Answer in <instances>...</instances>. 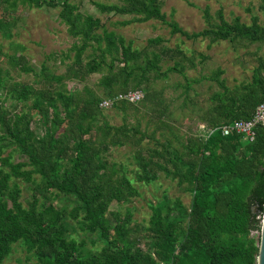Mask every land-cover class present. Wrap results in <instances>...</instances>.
Masks as SVG:
<instances>
[{
    "label": "trees",
    "instance_id": "obj_1",
    "mask_svg": "<svg viewBox=\"0 0 264 264\" xmlns=\"http://www.w3.org/2000/svg\"><path fill=\"white\" fill-rule=\"evenodd\" d=\"M11 1L0 0V5ZM22 2L60 7L58 15L69 34L80 40L70 47L75 56L68 67L70 77L78 79L105 69L98 80L105 97L130 88L142 90L143 100L159 101L160 91L150 85L167 74L161 70L159 52L135 48L114 31H97L99 17L82 14L71 0ZM94 4L104 12L134 13L137 20L161 19L173 33L190 38L264 41V23H259L257 15L250 22L238 17L230 21L219 11L218 21L213 22L205 9L207 26L187 32L175 20L166 19L158 0ZM0 35H11L10 22L4 17H0ZM160 41V36L148 39L149 43ZM88 47L96 52L81 63ZM7 57L20 69L33 70L23 54ZM167 70L183 72L176 64ZM35 73L49 86L32 90L0 66V264L16 242L32 251V264H256L258 237L251 232H259L264 205V126L255 127L252 140L234 131L222 134L220 126L251 117L264 99V57L253 67L249 81L233 87L221 76L222 67L210 72L208 78L218 89L209 96L210 104L202 115L206 129L199 137L187 136L181 149L169 141L160 142V149L140 145L149 134L139 123L97 124L102 96L88 86L71 93L64 84L61 87L62 76L51 74L45 63ZM184 78L187 90L191 80ZM54 81L60 82V89L49 88ZM113 104L121 110L135 107L125 100ZM32 113L37 117L35 124ZM37 126L41 133H36ZM126 137L137 145L134 176L149 182L162 170L191 194L187 207L167 194L150 203L144 233L137 236H132L129 215L121 216L112 208L139 194L125 167L107 157L110 145H120ZM14 152L22 159L14 160ZM13 178L33 184L27 205L21 202V190ZM52 191L73 196L75 204L66 210L40 199V194ZM257 211L259 219H255ZM67 215L82 230L96 233L102 241L100 249H84L83 241L73 236Z\"/></svg>",
    "mask_w": 264,
    "mask_h": 264
},
{
    "label": "rangeland",
    "instance_id": "obj_2",
    "mask_svg": "<svg viewBox=\"0 0 264 264\" xmlns=\"http://www.w3.org/2000/svg\"><path fill=\"white\" fill-rule=\"evenodd\" d=\"M76 4L82 14L99 17L101 24L97 31L107 29L122 35L130 41L133 47L149 53L155 50L161 54L160 67L167 71L166 76L151 82L153 89L160 91L159 101L139 100L133 102L135 107L121 110L112 105L101 107L102 114L96 119L97 124L108 122L119 125L126 122L128 125L139 123V128L149 134L141 141L142 146L153 144L160 149V142H170L171 146L178 149L187 136L199 137L206 129V122L202 115L210 104L209 96L218 89L215 82L208 78L210 72L216 67H222L223 76L229 87L246 83L251 79L252 69L264 57V41L232 43L228 40L212 41L207 37L190 38L181 32L173 33L168 24L158 18L137 20L134 13H116L114 11H101L94 3H121L122 0H71ZM161 10L165 12L166 19L175 20L183 30L192 32L207 26L208 21H218V12L224 18L233 20L238 17L240 21L250 22L252 15H257L259 23H264L263 0H158ZM12 3L0 5V17L10 22L11 35H0V66L8 70V75L16 81H24L32 90L42 89L48 83L35 73L41 64L48 65L53 75H60L61 87L63 84L71 93L77 94L88 86L104 98V88L98 80L105 69L83 74L82 78L70 77L68 67L75 60L70 51L71 44L79 39L69 34L67 25L58 15L59 6L35 7L12 0ZM209 13V20L204 15V10ZM160 36L161 41L149 43L151 37ZM96 51L88 47L81 55V63H85ZM23 54L32 71H24L19 66L13 65L7 55L17 57ZM176 64L182 67L183 72L167 70ZM5 74V70L3 71ZM191 80L190 86L185 90V78ZM49 86V85H48ZM60 82L54 81L51 89H60ZM130 89V88H129ZM54 93V90H50ZM123 90L117 89L116 94ZM31 99L28 100V103ZM10 103V100H5ZM12 104V103H11ZM33 124L36 115L32 113ZM36 125H39L36 124ZM36 133H41L40 126L35 128ZM158 140V142H156ZM137 145L132 137L124 138L120 145H110L107 157L111 161L122 164L129 176L133 177L139 194L129 200L112 205L119 210L121 216L128 214L130 225L134 227L132 236L144 233L150 215V203L160 199L163 194L171 198H178L183 205H189L191 194L179 184L176 178L167 176L162 170H157V177L149 182L140 181L134 176L136 167L134 152ZM9 150V149H8ZM7 150V151H8ZM6 151V152H7ZM13 159L19 160L15 152ZM20 187V200L27 205V200L33 190V184L22 178H13ZM40 199L53 202L57 207L69 210L75 199L63 193L40 194ZM252 206V205H251ZM256 212V210H255ZM68 223L73 228L72 234L78 241H83L85 250H98L102 241L96 233L82 230L78 222L67 215ZM257 211L255 219H259ZM71 232V231H69ZM252 235L257 238L258 230H252ZM144 236L141 245L144 244ZM35 257L25 245L16 242L13 244L9 255L1 264H32Z\"/></svg>",
    "mask_w": 264,
    "mask_h": 264
},
{
    "label": "built area",
    "instance_id": "obj_3",
    "mask_svg": "<svg viewBox=\"0 0 264 264\" xmlns=\"http://www.w3.org/2000/svg\"><path fill=\"white\" fill-rule=\"evenodd\" d=\"M143 91L140 89H128L119 92L112 97H105L100 101V106L107 107L115 101L125 100L128 102H137L143 98ZM257 125L264 126V99L255 107L251 117L247 119H236L230 123H224L220 126L222 134L238 132L245 139L252 140L255 136V127Z\"/></svg>",
    "mask_w": 264,
    "mask_h": 264
},
{
    "label": "water",
    "instance_id": "obj_4",
    "mask_svg": "<svg viewBox=\"0 0 264 264\" xmlns=\"http://www.w3.org/2000/svg\"><path fill=\"white\" fill-rule=\"evenodd\" d=\"M256 209L254 208L253 211ZM256 264H264V205L261 211L260 227L258 234V251L256 255Z\"/></svg>",
    "mask_w": 264,
    "mask_h": 264
}]
</instances>
